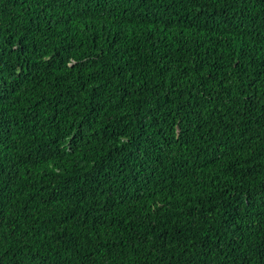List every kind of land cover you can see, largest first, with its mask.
<instances>
[{"label": "trees", "instance_id": "16d2710c", "mask_svg": "<svg viewBox=\"0 0 264 264\" xmlns=\"http://www.w3.org/2000/svg\"><path fill=\"white\" fill-rule=\"evenodd\" d=\"M0 264H264V0H0Z\"/></svg>", "mask_w": 264, "mask_h": 264}]
</instances>
